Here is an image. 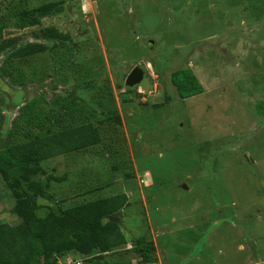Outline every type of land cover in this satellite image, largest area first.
Returning <instances> with one entry per match:
<instances>
[{
    "label": "rangeland",
    "instance_id": "rangeland-1",
    "mask_svg": "<svg viewBox=\"0 0 264 264\" xmlns=\"http://www.w3.org/2000/svg\"><path fill=\"white\" fill-rule=\"evenodd\" d=\"M28 42L45 49L14 57ZM183 67L201 93L178 95ZM85 126L99 143L43 161L36 197L43 216L128 192L124 246L82 264H264V0H0V140ZM14 199L0 176V222Z\"/></svg>",
    "mask_w": 264,
    "mask_h": 264
},
{
    "label": "trees",
    "instance_id": "trees-1",
    "mask_svg": "<svg viewBox=\"0 0 264 264\" xmlns=\"http://www.w3.org/2000/svg\"><path fill=\"white\" fill-rule=\"evenodd\" d=\"M51 7L52 3H47L40 7V11L46 14ZM31 21L34 22L33 19ZM44 49L41 43L28 42L17 47L13 56L25 57ZM170 77L181 98L203 91L201 82L190 67L180 68ZM61 131L47 130L41 136L28 130L19 143L0 140V176L13 188L15 199L12 212L19 218L16 224L0 222V264H59L58 257L69 253H76L84 259L101 258L114 247L124 245L123 241L117 242L112 238L113 233L119 231L112 214L125 205L124 193L66 208H49L43 216L37 214L40 205L36 197L44 192L48 184L47 180L43 184L39 179V175L47 174L42 162L99 143L94 127L71 130L63 127ZM11 132L6 135L8 138ZM131 240L132 249L140 256L141 263L151 262L153 242L139 237H132Z\"/></svg>",
    "mask_w": 264,
    "mask_h": 264
},
{
    "label": "water",
    "instance_id": "water-1",
    "mask_svg": "<svg viewBox=\"0 0 264 264\" xmlns=\"http://www.w3.org/2000/svg\"><path fill=\"white\" fill-rule=\"evenodd\" d=\"M125 86L133 87L140 85L142 87L148 84L147 77L144 76V70L139 66H134L125 78Z\"/></svg>",
    "mask_w": 264,
    "mask_h": 264
},
{
    "label": "crops",
    "instance_id": "crops-1",
    "mask_svg": "<svg viewBox=\"0 0 264 264\" xmlns=\"http://www.w3.org/2000/svg\"><path fill=\"white\" fill-rule=\"evenodd\" d=\"M58 157H61V156H58ZM58 159V158H57ZM58 161H59V159H58ZM66 174V172H64V175ZM65 185V184H64ZM66 188H67V185L65 186ZM118 193H124L125 194V196H126V201H127V198H129L130 196H129V194H128V192H126V191H122V192H118ZM118 193H116V194H118ZM116 194H112V195H109V196H113V195H116ZM105 197H108V196H105ZM95 199H99V197L98 198H96V197H94ZM94 198H90V199H87V200H83L84 202L85 201H88V200H95ZM100 198H102V197H100ZM79 203H81V202H79ZM128 204V202L125 204V205H127ZM126 207V206H125ZM62 208H66V207H62ZM124 246V245H123ZM123 246H121V247H123ZM128 246V245H127ZM120 246H118L117 248H113L112 250H110V251H108L107 253L109 254V253H111L112 251H114V250H117V249H120L119 248ZM106 255V254H105ZM66 258H64V257H62V259H66V261L68 262L69 261V258L71 259V258H76L78 261V263L79 264H82V262L79 260V258H81L80 257V255H78V254H76V255H73V254H71V253H69V254H67L66 256H65ZM103 260L104 261H109V262H107L106 264H110V259L109 258H107V256H104V258H103ZM73 261V260H72ZM65 262V261H64ZM73 262H75V261H73ZM129 264V263H128Z\"/></svg>",
    "mask_w": 264,
    "mask_h": 264
},
{
    "label": "built area",
    "instance_id": "built-area-1",
    "mask_svg": "<svg viewBox=\"0 0 264 264\" xmlns=\"http://www.w3.org/2000/svg\"><path fill=\"white\" fill-rule=\"evenodd\" d=\"M78 263V262H77Z\"/></svg>",
    "mask_w": 264,
    "mask_h": 264
}]
</instances>
